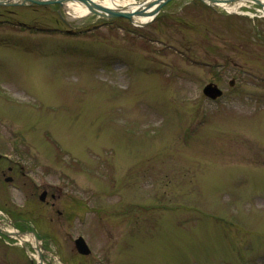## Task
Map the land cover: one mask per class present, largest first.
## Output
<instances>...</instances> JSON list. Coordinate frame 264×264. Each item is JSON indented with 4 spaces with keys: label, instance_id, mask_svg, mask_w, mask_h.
<instances>
[{
    "label": "rangeland",
    "instance_id": "1",
    "mask_svg": "<svg viewBox=\"0 0 264 264\" xmlns=\"http://www.w3.org/2000/svg\"><path fill=\"white\" fill-rule=\"evenodd\" d=\"M250 6L170 0L136 26L0 4V146L38 185L28 201L10 187L0 214H28L18 227L44 237L45 264H264V16ZM0 264L35 262L5 236Z\"/></svg>",
    "mask_w": 264,
    "mask_h": 264
},
{
    "label": "water",
    "instance_id": "2",
    "mask_svg": "<svg viewBox=\"0 0 264 264\" xmlns=\"http://www.w3.org/2000/svg\"><path fill=\"white\" fill-rule=\"evenodd\" d=\"M64 0H0V4L2 5H25V4H50V3H58L60 7H63L62 3ZM84 4L90 12H93L101 17H114V16H123L129 19L135 25L142 26L146 24L149 20H151L162 8V6L169 0H140V1H131L127 2L124 5L115 4L114 6H103L99 5L92 0H77ZM204 3L213 5L216 0H201ZM227 2L236 1V2H249L254 3L260 6L262 13L264 14V0H224ZM137 3V4H136ZM132 6H135L132 8ZM60 13V10H58ZM141 15L147 16V19L144 21H139L135 19L134 16ZM232 80L229 82L232 84ZM203 93L211 98H216L221 95V89L214 83H207L203 88ZM42 193L41 199L43 198ZM75 248L78 252L83 254H88L90 252L89 247L87 246L85 240L82 236L77 237L74 240ZM41 264V260L37 262Z\"/></svg>",
    "mask_w": 264,
    "mask_h": 264
},
{
    "label": "flooded vegetation",
    "instance_id": "3",
    "mask_svg": "<svg viewBox=\"0 0 264 264\" xmlns=\"http://www.w3.org/2000/svg\"><path fill=\"white\" fill-rule=\"evenodd\" d=\"M21 156L24 158L27 155V152L22 151ZM0 163L2 166L6 167V169L0 170V198L6 197L9 194V189L11 188H16L18 191H22L23 193V200H29L34 198L32 195H37V188L38 185L34 182V178L30 177L31 169L28 168V165L21 162L20 160L17 159H12L11 155L3 150V148L0 146ZM6 170V172H5ZM17 182V183H15ZM45 189H42L40 193H38V198L41 199L42 193H45ZM41 194V195H40ZM51 196L54 197V194L51 193ZM45 198V194L43 195ZM43 198V199H44ZM41 199V200H43ZM1 206V205H0ZM1 209V208H0ZM11 214H17V217L15 218H10L7 213H1L0 218H3L2 222H4L6 216L8 219H10L11 225L18 227V225L21 223L23 220H28L26 218L27 213L24 211L21 212H15L14 209H12ZM19 213L20 217H18ZM6 214V216L4 215ZM7 221V218H6ZM1 222V223H2ZM42 240H44V237H40Z\"/></svg>",
    "mask_w": 264,
    "mask_h": 264
},
{
    "label": "bare ground",
    "instance_id": "4",
    "mask_svg": "<svg viewBox=\"0 0 264 264\" xmlns=\"http://www.w3.org/2000/svg\"><path fill=\"white\" fill-rule=\"evenodd\" d=\"M92 1L99 4V5H103V6H114L115 4L124 5L127 2L136 1V0H92ZM213 3L216 5L222 6L227 11H233L234 9L240 8L239 5L241 2L235 1L234 5H231L230 3H228L224 0H216ZM62 5H63L66 13L73 15V16H82V15H85V14L90 12L89 9L84 4H82L80 1H77V0H64ZM134 7L135 6H132V8H134ZM134 17H135V19H137L139 21H144L147 18V16H141V15H136ZM13 235L16 236V233H13ZM24 237H26L28 239L29 237H31V235L30 234L24 235ZM19 239L22 240L21 237H19ZM42 264H45V263L43 262Z\"/></svg>",
    "mask_w": 264,
    "mask_h": 264
}]
</instances>
